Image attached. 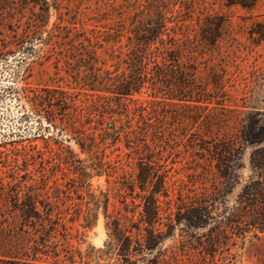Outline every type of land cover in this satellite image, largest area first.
Instances as JSON below:
<instances>
[{"label": "rangeland", "instance_id": "obj_1", "mask_svg": "<svg viewBox=\"0 0 264 264\" xmlns=\"http://www.w3.org/2000/svg\"><path fill=\"white\" fill-rule=\"evenodd\" d=\"M10 6L13 18L0 20V181L4 184L11 181L22 188L32 184L31 188L42 189L45 182L52 184L55 178L59 183L65 182L66 176L59 171L47 177L43 139L48 132L60 140L66 135L44 129V123L37 121L39 114L32 111L30 99H35L34 93L44 96V87L68 89L74 97L83 98L85 90L75 80L88 72L87 60L91 58V63L101 70L112 69L120 56L134 46L133 30L161 15L165 21V45H172L183 62L195 67V80L205 98L199 103L200 108H190V113L199 114L193 119L173 116L184 110L181 102L173 104L160 97L156 103V122L169 137L162 146L168 173L172 175L168 189L171 211L218 185L213 164L207 159L206 150L200 148L207 144L205 139L215 136L211 129L221 125L223 131H234L233 119L223 125V119L231 112L264 111V0L247 6L229 4L227 0H44V9L13 0ZM212 23L218 26L211 44L204 40L203 31H212ZM25 34L29 40L22 46L20 41ZM147 93L144 90L134 96L150 99ZM38 113L44 116V110ZM65 143L79 152L73 141ZM249 151L246 147L240 154L235 165L238 181L220 196L217 214L234 204L249 173ZM31 152L36 154L35 161L28 157ZM79 156L86 158L82 153ZM122 172L133 175L131 159L113 176L102 174L90 180L96 192L108 193L110 217L124 213L116 195V177ZM166 199L161 196L159 200L163 208L159 227L163 232L167 230L164 223L170 212ZM105 221L100 209L96 223L83 235L78 237L72 230L70 248L74 253L69 255L73 262L63 252L58 257L44 253L41 260L44 264H131L123 260L116 246L108 247ZM136 226V222L127 224L133 238L137 235ZM209 228L210 224L193 227L182 220L153 250L133 252L137 257L131 261L264 264L263 234L233 236L214 247L206 238ZM132 246L139 247L134 241Z\"/></svg>", "mask_w": 264, "mask_h": 264}, {"label": "trees", "instance_id": "obj_2", "mask_svg": "<svg viewBox=\"0 0 264 264\" xmlns=\"http://www.w3.org/2000/svg\"><path fill=\"white\" fill-rule=\"evenodd\" d=\"M22 1L44 9V0ZM254 1L227 0L229 4L244 6ZM11 2L0 0V20L13 18ZM211 26L212 31H203V37L212 44L218 25ZM164 30L163 15L134 29V46L120 56L112 69L101 70L91 63V58L87 60L88 72L75 80L85 90L83 98L61 88L44 87V96L34 93L35 99L30 102L33 113L39 114L38 123H44V129L66 135L63 140L51 132L44 135L47 177L59 171L67 179L59 183L55 178L52 184L45 182L42 189L31 188L32 184L22 188L11 181L6 184L0 181V264H44L41 260L44 253L58 257L61 252L73 262L69 255L74 253L70 248L72 230L78 237L83 235L96 223L100 209L106 219L108 247L116 246L123 260L131 264H135L131 259L137 257L133 252L153 250L182 220L193 227L210 224L206 238L214 247L233 236L264 235V111L259 109L227 115L223 125L233 119L234 131H223L221 125L211 129L215 136L205 139L203 142L207 144H201L200 148L206 150L207 159L213 164L218 185L177 206L176 211L170 209L168 189L172 175L168 173L162 146L169 137L156 122L159 112L156 103L160 97L173 104L181 102L184 110L173 116L193 119L199 114L190 113V108H200L199 103L205 98L195 80V67L183 62L172 45H165ZM28 36H23L22 46L28 42ZM144 90L150 99L134 96ZM39 110H44L43 117ZM69 141L79 152L65 143ZM246 147L250 148L249 173L234 204L217 214L220 196L238 181L235 165ZM27 154L35 161L34 152ZM130 159L133 175L122 172L116 177V195L124 213L110 217L108 193L96 192L90 180L102 174L113 176ZM161 196L167 198L170 211L164 223L166 232L159 227L163 223ZM133 222L137 223L134 238L127 227ZM133 241L138 248L132 246Z\"/></svg>", "mask_w": 264, "mask_h": 264}]
</instances>
